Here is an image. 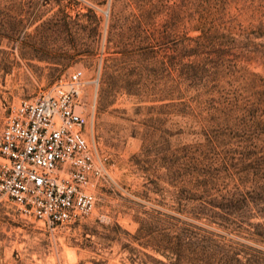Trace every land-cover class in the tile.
Returning a JSON list of instances; mask_svg holds the SVG:
<instances>
[{
    "label": "rangeland",
    "instance_id": "rangeland-1",
    "mask_svg": "<svg viewBox=\"0 0 264 264\" xmlns=\"http://www.w3.org/2000/svg\"><path fill=\"white\" fill-rule=\"evenodd\" d=\"M181 1L0 0V135L80 72L100 171L79 223L0 198V264H174L166 240L264 264V0H211L202 20Z\"/></svg>",
    "mask_w": 264,
    "mask_h": 264
},
{
    "label": "built area",
    "instance_id": "built-area-1",
    "mask_svg": "<svg viewBox=\"0 0 264 264\" xmlns=\"http://www.w3.org/2000/svg\"><path fill=\"white\" fill-rule=\"evenodd\" d=\"M81 73L13 106L0 135V198L56 229L87 218L100 171L77 112Z\"/></svg>",
    "mask_w": 264,
    "mask_h": 264
},
{
    "label": "trees",
    "instance_id": "trees-1",
    "mask_svg": "<svg viewBox=\"0 0 264 264\" xmlns=\"http://www.w3.org/2000/svg\"><path fill=\"white\" fill-rule=\"evenodd\" d=\"M174 11L202 20L211 14V0H190L188 2L182 0L178 5L171 7V12ZM198 30L201 29L198 28ZM261 217L264 218V214H261ZM257 226L261 227L262 225L258 224ZM205 246L204 248L191 242H183L174 248L166 240L162 250L154 249V251L165 258L174 257V264H259L257 261L249 259L245 252L229 251L220 247L213 248L211 245Z\"/></svg>",
    "mask_w": 264,
    "mask_h": 264
}]
</instances>
